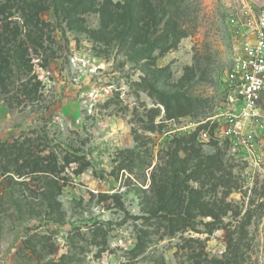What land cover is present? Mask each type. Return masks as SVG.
I'll return each instance as SVG.
<instances>
[{"label": "rangeland", "instance_id": "374dc122", "mask_svg": "<svg viewBox=\"0 0 264 264\" xmlns=\"http://www.w3.org/2000/svg\"><path fill=\"white\" fill-rule=\"evenodd\" d=\"M35 1L29 38L0 0L26 47L0 83V264H264V139L251 170L243 143L193 133L260 1ZM171 213L195 228L170 234Z\"/></svg>", "mask_w": 264, "mask_h": 264}, {"label": "built area", "instance_id": "2783aa9c", "mask_svg": "<svg viewBox=\"0 0 264 264\" xmlns=\"http://www.w3.org/2000/svg\"><path fill=\"white\" fill-rule=\"evenodd\" d=\"M257 13L238 26V46L223 78L224 109L194 124L197 139L244 144V159L253 170L260 156L249 139H264V0Z\"/></svg>", "mask_w": 264, "mask_h": 264}, {"label": "trees", "instance_id": "16d2710c", "mask_svg": "<svg viewBox=\"0 0 264 264\" xmlns=\"http://www.w3.org/2000/svg\"><path fill=\"white\" fill-rule=\"evenodd\" d=\"M11 0H7V3H9ZM14 2H18L20 4L22 11H23V26L28 28L27 33H25L26 36H31V31L37 27L38 25V17H37V12L40 10L39 5L41 2H36L35 0H13ZM51 1V0H50ZM54 1V0H52ZM82 0H80L81 2ZM7 4L0 3V14H3L5 10L7 9ZM16 33H11V30L5 26V28L0 29V83L3 84V81L5 79H9L10 77V72L12 71L11 68H9V57H14V55L20 54V49L22 50L26 47H24L20 42L14 43L15 45H12L13 48V53L10 54V48L6 47L7 43L11 41L12 38H16ZM31 40V39H30ZM201 126H198L194 130V134H196L197 130ZM71 157L66 159L67 163L71 162H78V167L74 169V172L76 174L81 173L88 165V162H82L81 157L77 155L70 154ZM201 165L200 163L197 164V168H199ZM207 215H210L212 218L215 216L213 213H206ZM167 220V230L169 231L170 234L175 232V230H186V229H194V217L188 215L187 213H178V214H173L171 213L168 216L164 217ZM205 225H207L208 232H212V229L215 228V223L214 219L213 220H208L205 222ZM99 227H94L93 232H96ZM144 238L142 236H139V239L137 243L134 245L133 248L128 249V253L132 255V258L136 255L142 252L144 245ZM121 264H124L121 263Z\"/></svg>", "mask_w": 264, "mask_h": 264}]
</instances>
